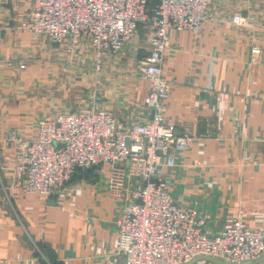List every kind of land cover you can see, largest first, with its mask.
<instances>
[{"label":"crops","instance_id":"1","mask_svg":"<svg viewBox=\"0 0 264 264\" xmlns=\"http://www.w3.org/2000/svg\"><path fill=\"white\" fill-rule=\"evenodd\" d=\"M1 9L0 264H120L115 225L120 203L105 195L106 166L86 170L50 198L35 192L19 197L8 188V158L14 150L3 137L33 138L32 123L42 117L34 115L54 104L61 110L63 103L50 100L53 85L34 87L44 97L37 103L31 102L37 97L30 85L21 97L20 86H32L45 75L34 64L21 72L14 66L25 53L39 55L41 45L16 29L21 4L2 0ZM233 10L250 16L251 26L228 25L223 19ZM208 16L196 34L171 32L165 51L162 74L170 84L164 117L177 129L188 125L192 135L166 180L175 201L197 202L206 234L236 218L250 229L264 230V31L256 30L264 19V0H217ZM252 44L261 50L256 65L248 63ZM146 89L145 80H138L122 95L124 105L140 112L128 121L144 114ZM181 264L230 263L196 256Z\"/></svg>","mask_w":264,"mask_h":264},{"label":"built area","instance_id":"2","mask_svg":"<svg viewBox=\"0 0 264 264\" xmlns=\"http://www.w3.org/2000/svg\"><path fill=\"white\" fill-rule=\"evenodd\" d=\"M16 1L24 12L16 29L33 40L45 38L42 52L61 69L66 71L76 59L75 66L85 68L90 58V69L98 71L104 61H114L124 45L130 85L145 80L147 89L141 99L144 114L124 127L89 105L37 118L33 138L5 135L3 142L14 150L8 158V188L19 197L35 192L48 198L75 170L105 165V195L120 203L115 219L120 264H181L196 256L245 264L262 256L264 230L250 229L236 218L206 234L197 202L175 201L166 180V171L176 166L177 154L192 135L188 125L177 129L164 117L170 84L162 74L165 51L171 32L198 33L217 0H154L149 14L148 0ZM225 19L233 27L251 26V17L237 10ZM144 22L148 26L141 43L134 36ZM256 30L264 31V19ZM260 54L259 46L252 44L248 63L256 65Z\"/></svg>","mask_w":264,"mask_h":264},{"label":"rangeland","instance_id":"3","mask_svg":"<svg viewBox=\"0 0 264 264\" xmlns=\"http://www.w3.org/2000/svg\"><path fill=\"white\" fill-rule=\"evenodd\" d=\"M153 4H154V0L147 1L146 10L148 14L150 13V8L152 7ZM258 12L259 9L255 12V14L258 15ZM23 13L24 12L22 11L19 19L22 17ZM147 26H148L147 22L141 23L137 26L134 37H136L138 42L141 43L145 42V34H146ZM25 35L32 42H37L40 45H44V43H47V40L45 38L33 40L29 35L27 34ZM79 45L85 46V43L80 42ZM52 49H58L56 44H52ZM127 49L128 48L123 45V48L115 56L114 61L111 60L104 61L103 64L99 66L98 71L90 69L91 66L90 58L88 59L85 68L75 66L78 62L76 59V61L72 60L71 64L68 65L66 71H64L58 65H56V63L51 61L52 58L51 56L45 57L44 52H42V46H41L39 55L33 57L31 53L30 54L25 53L24 55L25 57L20 59L19 63L16 66H14L15 69L21 72L25 68H28L29 65L34 64L36 68L38 67V69L43 70L45 75L44 77H42L43 80L41 78L36 79L32 83L33 87L31 86V83L24 84L23 87L20 86L19 87L20 95L21 97H23L27 92H29V90L26 91V89L23 90V88L24 87L26 88L28 87V85H30L29 89L33 91L35 93L34 95L37 97L36 98L37 100L31 101L32 104H34L36 101L39 102V100L42 99L44 100L43 94L42 93L40 94L37 89H34V87L41 89L43 88L44 84H45L44 86H46L47 88L48 86L53 85L55 90L53 95H51V97L49 98L52 101L56 97L58 100L61 99L63 103V105L60 107L61 110H58L59 106H55L54 104L53 105L54 107L46 108L42 112H39L38 114L36 113L34 115L35 117L40 114L42 117H46L47 115L56 112V110L58 112L73 111L81 108L85 109L89 105H93L94 107L101 108L107 113H109L116 120L119 126L124 127L128 125L126 121L129 120L128 118L131 117L132 114L139 115L140 113L139 110H133L131 108H128V103L124 105V103L122 102V100L125 98V96L122 97V95L127 94L126 90L128 89L131 90L132 88H134L133 85H130L131 75H129V72L126 71L129 68V64H130V58L127 53ZM87 51H88L87 57H89L90 52L89 50ZM20 66H23V69H20L19 68ZM14 73L16 72L14 71ZM114 84H118L116 85V89H113ZM131 103L134 104V102L132 101ZM30 110H31L30 113L32 114V112L38 111V107L37 106L31 107ZM32 125L35 126L34 122L32 123ZM90 169H94V168H90ZM85 171L86 170H75L65 181L54 186L50 197H53L55 194H57L61 190V188L65 184H67L71 179L81 176L84 177Z\"/></svg>","mask_w":264,"mask_h":264},{"label":"water","instance_id":"4","mask_svg":"<svg viewBox=\"0 0 264 264\" xmlns=\"http://www.w3.org/2000/svg\"><path fill=\"white\" fill-rule=\"evenodd\" d=\"M200 257L211 259L210 257H207V256H200ZM263 259H264V255L260 256V257L257 258L256 260H253V261L248 262V263H245V264H255V263L260 262V261L263 260ZM230 264H231V263H230Z\"/></svg>","mask_w":264,"mask_h":264}]
</instances>
